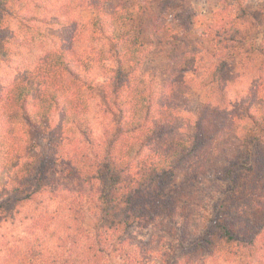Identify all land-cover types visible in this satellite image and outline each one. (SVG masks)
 Returning a JSON list of instances; mask_svg holds the SVG:
<instances>
[{
    "label": "trees",
    "instance_id": "16d2710c",
    "mask_svg": "<svg viewBox=\"0 0 264 264\" xmlns=\"http://www.w3.org/2000/svg\"><path fill=\"white\" fill-rule=\"evenodd\" d=\"M234 1L191 40L163 0L161 83L162 29L130 37L112 0H0V264H264V4Z\"/></svg>",
    "mask_w": 264,
    "mask_h": 264
},
{
    "label": "rangeland",
    "instance_id": "374dc122",
    "mask_svg": "<svg viewBox=\"0 0 264 264\" xmlns=\"http://www.w3.org/2000/svg\"><path fill=\"white\" fill-rule=\"evenodd\" d=\"M254 5L264 4V0H246ZM177 5L182 3L188 5L191 3L196 10V18L192 26V30L187 33L191 40H195V35L203 31L206 25L210 22L216 21L222 11L230 9L234 0H176ZM177 6H168L163 4V0H112V2L106 7L109 12H113L115 9V15L123 22L122 25L126 29V32L130 37L138 34L139 28L146 27L147 25L156 24L162 29V32L155 33L148 38V46L150 47V57L143 67V73L151 75L158 81L166 82L173 77V70L170 66L169 54L175 50L177 46H180L178 39L174 38V33L177 35L184 34L181 26L178 25L173 18V12L179 8L174 9ZM92 12L84 10L81 17L78 19L79 26L85 28L90 23ZM125 21V23H124ZM189 39V42H190ZM196 47H207V42L204 40L201 45L195 42H190ZM85 44H81V49H85V53L91 51V47ZM91 55H94L95 48L92 49ZM207 87H196L188 92L189 101L197 109L201 107L207 100L208 93ZM177 183L181 181V174L177 175Z\"/></svg>",
    "mask_w": 264,
    "mask_h": 264
}]
</instances>
